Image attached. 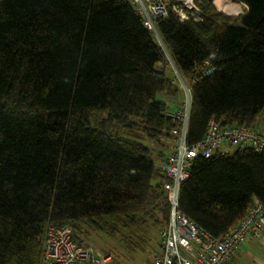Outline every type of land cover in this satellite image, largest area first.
<instances>
[{
	"label": "trees",
	"instance_id": "16d2710c",
	"mask_svg": "<svg viewBox=\"0 0 264 264\" xmlns=\"http://www.w3.org/2000/svg\"><path fill=\"white\" fill-rule=\"evenodd\" d=\"M229 1L245 12L196 0L199 21L157 19L160 46L128 0H0V264H40L51 225L85 246L86 224L114 237L167 222L155 151L121 133H143L165 161L178 123L163 110L181 95L170 62L196 82L189 144L212 117L264 132V0ZM255 200L264 212V151L237 147L194 161L179 209L219 237Z\"/></svg>",
	"mask_w": 264,
	"mask_h": 264
},
{
	"label": "built area",
	"instance_id": "2783aa9c",
	"mask_svg": "<svg viewBox=\"0 0 264 264\" xmlns=\"http://www.w3.org/2000/svg\"><path fill=\"white\" fill-rule=\"evenodd\" d=\"M143 26L157 35L155 21L173 12L180 21L202 19L196 0H128ZM206 74L211 70L207 69ZM174 81V80H173ZM182 98L164 108L165 118L178 123L164 140L169 148L160 171L166 181L162 189L169 198L168 220L159 230V241L150 264H228L249 237L260 239L264 229V212L255 200L254 206L235 226L223 235L213 237L179 209L181 184L189 179L191 167L198 158L208 159L215 153L227 154L237 147L264 151V132L236 124H221L210 118L203 138L194 144L187 141L191 108V86L178 73L176 81ZM165 102V101H164ZM166 103V102H165ZM111 256L99 255L92 248L79 245L70 226L51 225L47 228L40 264H107Z\"/></svg>",
	"mask_w": 264,
	"mask_h": 264
},
{
	"label": "rangeland",
	"instance_id": "374dc122",
	"mask_svg": "<svg viewBox=\"0 0 264 264\" xmlns=\"http://www.w3.org/2000/svg\"><path fill=\"white\" fill-rule=\"evenodd\" d=\"M231 3L237 5L239 10L236 14L230 15V17H236L242 15L245 12L244 5L235 2ZM154 38L156 43L162 46L159 37L155 35ZM166 73L170 79L176 81L179 72L175 65L170 62L168 68L166 69ZM180 98H182L181 95ZM121 137L138 142L152 149L156 153H158L157 150H164L163 148L157 147L148 141L141 132L123 131L121 133ZM155 152L153 154L154 163L157 167H159L161 160L159 161V159L155 156ZM83 228L87 233L82 237L83 244L86 247L92 248L99 255L111 256V260L107 264H150L156 252L159 241L160 228H157L151 224L145 227H137L129 223H124V228H122L120 233L114 237H110L106 232L95 229L92 225L86 224L83 226ZM124 238H128L132 242L133 246L131 248L127 247L122 241ZM250 240L253 239L248 237L245 243L238 250L237 257L239 259L242 260L243 258H249L248 252L251 250V244L249 243ZM250 260L240 263L236 262L235 264H254L250 262Z\"/></svg>",
	"mask_w": 264,
	"mask_h": 264
},
{
	"label": "crops",
	"instance_id": "0c3cea01",
	"mask_svg": "<svg viewBox=\"0 0 264 264\" xmlns=\"http://www.w3.org/2000/svg\"><path fill=\"white\" fill-rule=\"evenodd\" d=\"M254 241H255V239L250 240V242H249L251 244L250 245L251 246V250H250V252H248L249 258L248 257L247 258H243L242 260L239 259L237 257L238 250L240 249L239 248L237 250L234 258L232 259V261L230 263H228V264H233V263L235 264L236 262L240 263V262H244V261H247V260L249 261L250 259H251L250 262H252L254 264H264V239L263 240L261 239L258 242L257 241L254 242Z\"/></svg>",
	"mask_w": 264,
	"mask_h": 264
},
{
	"label": "bare ground",
	"instance_id": "6f19581e",
	"mask_svg": "<svg viewBox=\"0 0 264 264\" xmlns=\"http://www.w3.org/2000/svg\"><path fill=\"white\" fill-rule=\"evenodd\" d=\"M212 3L219 12L227 15H234L239 10V7L237 5L232 4L227 0H213Z\"/></svg>",
	"mask_w": 264,
	"mask_h": 264
},
{
	"label": "water",
	"instance_id": "95a60500",
	"mask_svg": "<svg viewBox=\"0 0 264 264\" xmlns=\"http://www.w3.org/2000/svg\"><path fill=\"white\" fill-rule=\"evenodd\" d=\"M212 1H213V0H210L212 6L214 7ZM214 8H215V7H214ZM215 9H216V8H215ZM216 11H217L218 13H221V12H219L217 9H216ZM222 14H224V13H222ZM228 16H230V15H228ZM160 103L163 104V105H165V102H164V101H160Z\"/></svg>",
	"mask_w": 264,
	"mask_h": 264
}]
</instances>
